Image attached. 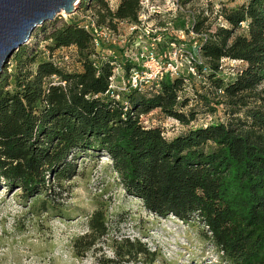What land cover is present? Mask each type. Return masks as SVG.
I'll use <instances>...</instances> for the list:
<instances>
[{
  "label": "trees",
  "instance_id": "16d2710c",
  "mask_svg": "<svg viewBox=\"0 0 264 264\" xmlns=\"http://www.w3.org/2000/svg\"><path fill=\"white\" fill-rule=\"evenodd\" d=\"M141 1L79 4L97 24L115 29L118 22L139 21ZM218 15L223 23L217 26L204 12L195 16L189 28L195 39L205 37L186 51L209 84L196 92L197 105L211 114L220 107L223 119L210 115L171 139L141 116L159 109L185 124L196 119L198 110L183 111L190 99L184 76L166 74L158 87L143 91L128 88L120 93L123 104L107 92L113 58L96 50L83 17L35 29L31 35L42 37L15 50L0 74L1 181L19 186L24 198L36 197L71 179L78 155L104 153L127 194L160 216L197 218L226 264H264V0L222 5ZM48 41V60H39V44ZM71 47L72 67L64 55L63 62L55 57L56 50ZM224 59L239 62L227 77L220 75ZM89 226L88 248L90 238L105 233L98 213ZM114 254L100 264H123L142 254L148 264L154 259L138 240L124 239Z\"/></svg>",
  "mask_w": 264,
  "mask_h": 264
},
{
  "label": "rangeland",
  "instance_id": "374dc122",
  "mask_svg": "<svg viewBox=\"0 0 264 264\" xmlns=\"http://www.w3.org/2000/svg\"><path fill=\"white\" fill-rule=\"evenodd\" d=\"M239 3L241 0H142L137 23H116V34L130 41H137L136 36L142 35L146 45L159 37L160 41H155L159 52L163 53L162 49L167 47L163 51L177 60L180 74L186 79L184 95L190 99L183 111L188 114L191 109L198 110L196 119L185 124L159 109L147 113L150 126L159 127L167 139L205 124L210 115L214 121L223 119L220 107L211 114L197 105L196 92L203 93L209 84L204 74L190 69L193 64L186 50L195 38L187 34L186 26L200 12L209 17L212 26H217L223 23L219 8ZM77 6L74 13L61 12L50 22L60 24L71 17L82 18L87 11L79 3ZM41 37L40 33L33 34L27 43L30 45ZM172 38L177 42L170 44ZM48 43L40 42L39 60H48L50 52L45 45ZM72 51L56 50L55 57L63 62L62 56L67 53L65 64L72 67ZM221 63L220 75L227 77L230 66L239 62L224 59ZM261 87L264 88V83ZM99 154L78 155L75 175L60 185L52 183V191L36 197L24 198L19 186H7L0 179V264H100L104 258H115L114 248L124 239L138 240L153 252L150 264H226L215 245L204 237L197 218L183 221L173 214L160 216L150 211L139 198L126 193L108 155ZM97 213L105 233L90 238L94 243L88 248L85 237L90 234V220ZM145 258L148 257L142 254L134 261L126 259L122 263L148 264Z\"/></svg>",
  "mask_w": 264,
  "mask_h": 264
},
{
  "label": "built area",
  "instance_id": "2783aa9c",
  "mask_svg": "<svg viewBox=\"0 0 264 264\" xmlns=\"http://www.w3.org/2000/svg\"><path fill=\"white\" fill-rule=\"evenodd\" d=\"M110 6H115L116 0H108ZM84 18L83 25L86 29H89L94 36V44L96 50L99 53L110 55L113 58L112 62V74L109 77L110 83L107 92L111 97L119 100L121 103L126 104L127 101L121 98L120 93L130 89L146 90L151 87H158L161 79L164 75H175L180 73V67L177 64V60L159 52L157 42L160 41L159 37H154L155 40L144 44L142 35L136 36L137 41H130L125 36L116 34L115 30L108 25H99L90 13L82 16ZM140 15L138 16V20ZM122 22V21H121ZM133 24V23H131ZM135 26H132L134 28ZM189 34L195 38L196 35L190 30ZM205 34H201L199 38H204ZM198 38V39H199ZM176 39V38H175ZM198 39L193 41V45L196 46ZM122 42L123 45L117 44ZM171 41L170 44H174ZM112 46L108 49H102L101 46ZM115 47L121 49L119 53H116ZM73 49V47H71ZM71 50V49H70ZM67 53L64 54V59H67ZM126 64H132V66L125 71ZM193 72V68H190ZM142 123L149 126V120L147 115L141 116Z\"/></svg>",
  "mask_w": 264,
  "mask_h": 264
},
{
  "label": "water",
  "instance_id": "95a60500",
  "mask_svg": "<svg viewBox=\"0 0 264 264\" xmlns=\"http://www.w3.org/2000/svg\"><path fill=\"white\" fill-rule=\"evenodd\" d=\"M80 0H0V74L12 53L33 31L64 12L72 14Z\"/></svg>",
  "mask_w": 264,
  "mask_h": 264
}]
</instances>
